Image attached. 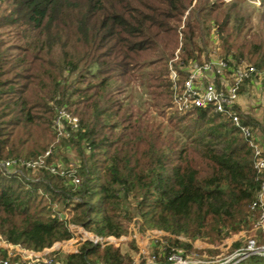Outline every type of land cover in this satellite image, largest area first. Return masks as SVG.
Returning a JSON list of instances; mask_svg holds the SVG:
<instances>
[{
	"label": "trees",
	"instance_id": "trees-1",
	"mask_svg": "<svg viewBox=\"0 0 264 264\" xmlns=\"http://www.w3.org/2000/svg\"><path fill=\"white\" fill-rule=\"evenodd\" d=\"M238 2L0 0V31L6 30L0 35V161L34 162L51 151L47 166L60 150H72L80 181L78 188L70 179L66 186L44 170L42 180L28 183L0 171V236L35 251L69 240L55 206L63 209L72 197L81 202L72 207L71 223L97 236H123L131 212L141 227L191 242H221L248 228L258 184L252 150L239 131L202 110L174 115L164 127L121 98L137 80L135 71L149 68L139 77L146 79L151 107L169 108L166 63L175 51L186 67L209 60L213 50L229 65L245 60L264 73V37L248 28ZM61 109L77 118L78 128L53 143ZM241 122L264 138V123L247 116ZM64 262L130 259L119 249L85 243ZM238 264H264V257Z\"/></svg>",
	"mask_w": 264,
	"mask_h": 264
},
{
	"label": "built area",
	"instance_id": "built-area-1",
	"mask_svg": "<svg viewBox=\"0 0 264 264\" xmlns=\"http://www.w3.org/2000/svg\"><path fill=\"white\" fill-rule=\"evenodd\" d=\"M257 75L258 73L253 66L244 63L229 65L227 62L215 58L202 62L200 66H194L182 82H179L178 75L172 70H170L168 78L171 108L176 114L186 115L202 110L210 115L220 116L228 120L246 140L252 150V165L256 172V183L258 184L257 194L250 205V211L253 214L251 226H254V229L264 237V152L252 130L242 124L241 115L237 109L241 88L244 83ZM204 78H208L207 83L203 82ZM67 128L71 132L76 131L78 120L64 109H61L57 111L53 121V130L57 142H59V139L68 138ZM51 154V151H47L45 153L46 158ZM35 162L0 161V170L7 178L23 179L18 171H8L9 168L13 165H22L28 168L34 165ZM74 168L75 166L71 164V171H67V173L73 172L75 174ZM47 170H54V168L48 167ZM54 175L60 176V173L57 172ZM70 183L74 188H78L80 185V181L75 175L70 179ZM80 202V198L72 197L65 201L63 209L55 211L56 219L71 235L69 240L56 242L49 248L35 251L19 244H13L0 236V264H65L62 256L67 257L78 253L79 248L85 243L96 246L101 250L107 247L118 248L124 240L122 236L118 238L97 236L89 231H84L81 226L71 223L74 215L72 207ZM234 235H229L219 243L223 244ZM176 252L171 251L168 253L165 264H188L182 256L178 255L180 252ZM143 254L146 263L152 264L155 258L150 257L147 251H144ZM249 257H264V245L258 246L254 241H249L244 250L235 252L222 264H238Z\"/></svg>",
	"mask_w": 264,
	"mask_h": 264
},
{
	"label": "rangeland",
	"instance_id": "rangeland-1",
	"mask_svg": "<svg viewBox=\"0 0 264 264\" xmlns=\"http://www.w3.org/2000/svg\"><path fill=\"white\" fill-rule=\"evenodd\" d=\"M216 1V0H209ZM225 3H230L232 1H239V7L241 8L242 15L247 17V26L252 29V33H258L264 37V4L262 0H223ZM184 20V19H183ZM6 33V30H1L0 35ZM5 38V36H4ZM216 41V40H215ZM214 44V39H213ZM217 42L215 43V46ZM210 59L218 58L215 51L212 50ZM177 51L174 53V57L169 59L166 63L168 77L170 70L176 72L178 75L179 82H182L189 72L193 69L194 65L190 64L182 65L178 61ZM219 59V58H218ZM205 61V60H204ZM242 63L248 64L245 60ZM202 63L195 64L200 66ZM149 68L143 69L141 71L136 70L135 75L138 76L137 80L131 83V85L126 89L124 94L121 96L128 97L127 103H132L136 107L142 109V111H147L151 117H153L158 124H162L167 127V122L176 114L171 106L169 108L155 109L152 108L153 104L152 98L149 96V91L145 89V78L139 77L141 74L149 73ZM169 80V78H168ZM203 82L207 83L208 78H204ZM170 84V83H169ZM237 109L241 118L253 119L262 126L264 123V73H259L253 77L251 80L244 83L240 91V98L237 105ZM254 135L259 140L262 151L264 152V138L262 137L260 130L255 129ZM55 140L53 143H56ZM71 150V149H70ZM65 150H60L57 154L53 155L50 165L46 166L45 160L46 155L39 157L34 165L31 167H24L22 165H13L8 171H18L20 176L25 182H38L42 180L44 170L54 175L55 173H60L61 178L66 181V186L69 184V179L75 175L73 172H68L70 170V165L73 163L75 152ZM74 155V156H73ZM46 166V168H45ZM48 167L54 168V170H47ZM1 171V170H0ZM73 171V170H72ZM16 172V173H18ZM11 179V178H9ZM21 179V180H23ZM69 180V181H68ZM25 187H29L25 185ZM37 193L41 195L43 199L47 198L46 192L42 188H38ZM55 209L61 210L62 206L57 205ZM73 218V217H72ZM124 240L119 244L118 248L125 257L130 259V263L127 264H147L143 252L147 251L150 257H154L155 260L152 264H165V254L164 249H168L169 252L177 253L179 251V256H182L188 264H222L227 259H229L235 252L244 250L249 241H254L256 245H264V237L260 235L258 231L254 229V226L250 225L248 228L241 231V233H236L234 236L230 237L227 241L222 243L214 242L212 244H207L202 241L197 240L192 242L186 240L185 238H175L174 236L167 234L158 230H150L141 227V221L137 215L131 212V219L125 222V233L122 236ZM178 239L181 244H186L189 248H184L181 244H174ZM191 243V244H190ZM62 255V254H61ZM163 257V258H162ZM65 259V256H62Z\"/></svg>",
	"mask_w": 264,
	"mask_h": 264
},
{
	"label": "crops",
	"instance_id": "crops-1",
	"mask_svg": "<svg viewBox=\"0 0 264 264\" xmlns=\"http://www.w3.org/2000/svg\"><path fill=\"white\" fill-rule=\"evenodd\" d=\"M196 243V242H195Z\"/></svg>",
	"mask_w": 264,
	"mask_h": 264
}]
</instances>
